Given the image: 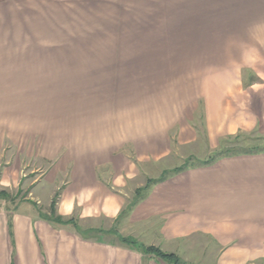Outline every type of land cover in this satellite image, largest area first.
<instances>
[{
  "label": "crops",
  "instance_id": "1",
  "mask_svg": "<svg viewBox=\"0 0 264 264\" xmlns=\"http://www.w3.org/2000/svg\"><path fill=\"white\" fill-rule=\"evenodd\" d=\"M210 1L143 0L148 12L141 19L130 13L134 1L0 0V155L7 148L34 153L49 163V170L68 172L59 215L80 222L119 219L129 200L126 187L139 175L137 164L170 161L174 126L176 142L188 145L189 125L201 102L209 139L245 128L231 125L234 114L227 106L237 102L241 109L243 103L233 102V94L247 93L257 82L241 80L225 99L210 90L226 87L210 78L215 68H188L193 83L185 80L186 93L174 92L169 100L161 90L175 89L180 78L167 68L137 71L99 63L96 69L72 68L71 58L82 56V45L90 41L97 42V62L106 51L117 56L116 42L135 39L137 24H143L144 42L182 40L178 31L194 29L192 10ZM104 166L106 173H114L119 194L102 185L105 176L98 170ZM123 175L126 179L117 177ZM144 194L126 214L137 234L130 236L140 242L152 231L147 244L184 264H200L196 258L214 264L264 259V150L189 166ZM0 264L171 263L124 243L53 226L35 209H16L0 212Z\"/></svg>",
  "mask_w": 264,
  "mask_h": 264
},
{
  "label": "rangeland",
  "instance_id": "2",
  "mask_svg": "<svg viewBox=\"0 0 264 264\" xmlns=\"http://www.w3.org/2000/svg\"><path fill=\"white\" fill-rule=\"evenodd\" d=\"M120 1L135 2V9L130 10L131 15L135 18L141 17L142 19L148 12L142 5L143 0ZM122 4L127 5L128 3ZM198 5V8L192 10L193 16L197 17L193 24L194 29L184 28V30L178 31L182 40L162 43L154 40L144 42L143 24H137L133 35L135 39L116 42L118 43L115 52L117 56L115 54L114 56L108 55L113 52L104 50V55L99 57L97 62L95 58L98 53L95 45L97 42L90 41L87 42V47L86 43L82 45V56L71 58L72 68L96 69L98 63L105 65L106 68H135L137 71L167 68L168 74L180 78V82H175L177 83L175 89L168 85L165 90H161V97L165 96L169 100L175 97L174 92L186 93L185 80L188 84L193 83L191 78L194 74L188 68H215L211 72L210 78L214 82H220V86L226 82L224 83L226 87L224 85L225 88L214 89L211 87L210 90L212 93H223L225 99L227 98L224 94L231 88L235 91V86L241 80L247 84L257 82L253 88L247 90V93L233 94V102L240 100L243 103L241 109H237V102L227 106L229 113L234 114L233 119L230 120L231 125L241 124L245 128H240L234 134L223 133L209 139L204 116L206 104L201 102L195 113L194 122L191 121L189 125L191 136L187 143L190 147L186 148L187 144L183 145L185 147L179 146V143L176 142L178 127L174 126L170 133L174 148L170 161L137 164L139 170L135 171L139 172V175L132 177V181L126 187L125 195L129 200H127L126 208L119 219L115 222L105 219L101 222L90 220L80 222L77 217V220L74 218L75 226L85 229L83 232L87 237H99V239L115 243H123L122 238L138 240L130 236V234H137L134 233L135 229L128 226L127 211L130 206L144 197V192H139V189L143 190L151 180H157L172 173L175 171L173 167L176 165L179 168H188L200 165L210 158L213 160L219 155H226L229 151L237 153L264 150V0H211L209 4L199 2ZM180 13L186 17V10H180ZM197 20L199 21L198 30L196 29ZM194 31L196 32L193 34ZM224 68H231V71H223ZM172 79L175 80V78ZM153 88L154 86L151 89L152 92ZM187 98L191 99V97ZM236 114H239L238 117ZM217 115L218 113L214 119ZM254 124H256L255 127ZM48 164L37 154L17 153L7 148L0 155V191L7 192L10 198L8 199L9 203H3L0 212H12L10 209L14 207L22 211L31 210L33 207L29 202L32 201L44 216L50 217L56 212L58 213L56 209L58 203L62 202L64 190L69 183V175L68 172L65 174L61 170L52 168L49 170ZM105 169L108 168L104 166L98 170L105 176L101 177V179L104 177L101 180L102 185L119 194V187L112 183L115 179L113 178L114 173L111 174L108 170V174ZM117 177L126 179V175ZM142 183H146V185L135 191L134 187ZM35 211L37 210L35 209ZM76 211L78 212V210ZM153 235L152 231H148L143 234L142 241L138 240V242L144 247L160 249L154 244H147L152 243ZM196 260L200 264H214L208 258L204 260L201 258L202 262L198 258ZM251 264H264V259Z\"/></svg>",
  "mask_w": 264,
  "mask_h": 264
},
{
  "label": "trees",
  "instance_id": "3",
  "mask_svg": "<svg viewBox=\"0 0 264 264\" xmlns=\"http://www.w3.org/2000/svg\"><path fill=\"white\" fill-rule=\"evenodd\" d=\"M263 150H259V151H250V152H237V153H232V151H229L226 155H219L218 157L214 158L213 160L210 158L206 161H204V164H210L213 163L215 160H217L218 158L221 157H225V156H229V155H238V154H247V153H257V152H262ZM186 168H175V171H173L172 173L165 175L157 180H151L149 181V185H147L146 187H144V191L143 190H138L139 192H146L150 186H152L153 184L165 179L166 177H168L171 174H176L179 173L181 171H183ZM145 195V194H144ZM10 198V196L8 195L7 192L5 191H0V210L3 208L2 206L4 205L3 203H9L8 199ZM141 199H139L140 201ZM139 201H137L134 205H136ZM30 204H32L33 209H36L38 211V209L36 208L37 206L35 205L34 202H29ZM132 205V206H134ZM54 206V205H53ZM132 206H130L129 210L132 209ZM9 207V206H8ZM10 209V208H8ZM16 207H14L12 210L13 212L16 211ZM54 209V208H53ZM38 214L40 215V217H43L47 222H49L50 224H52L53 226H60V227H69L74 229L78 234L82 235L84 238H89L85 235V233L83 231H85V229L81 228V227H76V221L74 218H64L63 216L59 215L57 212L55 213V215L53 216H44L43 214H41V212L38 211ZM122 241L124 244H126L127 246H130L132 248H136L141 250L144 253H150L153 254V256H157L160 259L163 260H167L168 262L172 263V264H183L181 262V260L172 253H164L162 252L160 249L156 248V247H144L142 244H140L138 242V240L134 239V238H122Z\"/></svg>",
  "mask_w": 264,
  "mask_h": 264
}]
</instances>
